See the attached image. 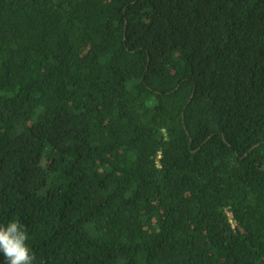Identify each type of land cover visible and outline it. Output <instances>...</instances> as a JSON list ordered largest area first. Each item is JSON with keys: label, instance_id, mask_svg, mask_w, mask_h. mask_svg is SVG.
<instances>
[{"label": "trees", "instance_id": "16d2710c", "mask_svg": "<svg viewBox=\"0 0 264 264\" xmlns=\"http://www.w3.org/2000/svg\"><path fill=\"white\" fill-rule=\"evenodd\" d=\"M13 220L34 264H264V0H0Z\"/></svg>", "mask_w": 264, "mask_h": 264}, {"label": "clouds", "instance_id": "9594fccd", "mask_svg": "<svg viewBox=\"0 0 264 264\" xmlns=\"http://www.w3.org/2000/svg\"><path fill=\"white\" fill-rule=\"evenodd\" d=\"M26 226L13 220L7 226L0 225V253L7 264H34L35 253L29 248Z\"/></svg>", "mask_w": 264, "mask_h": 264}]
</instances>
